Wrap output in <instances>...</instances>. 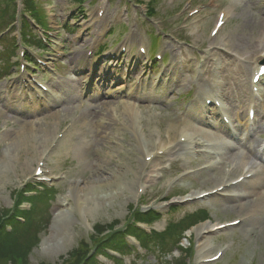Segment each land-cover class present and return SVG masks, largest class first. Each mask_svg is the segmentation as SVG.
Segmentation results:
<instances>
[{
    "label": "rangeland",
    "instance_id": "1",
    "mask_svg": "<svg viewBox=\"0 0 264 264\" xmlns=\"http://www.w3.org/2000/svg\"><path fill=\"white\" fill-rule=\"evenodd\" d=\"M31 14L48 34L35 27L26 34ZM261 18L264 0H0V224L7 225L0 246H7L11 264H121L116 258L122 264H264V204L253 195L264 192V75L251 83L255 59L264 53ZM101 46L106 53L95 56ZM211 90L225 98H205ZM212 101L224 108L220 116ZM223 114L238 140L248 133L246 140L235 142L216 128ZM40 131L48 132L45 143L35 138ZM249 146L259 156L243 160ZM250 166L251 177L228 189ZM104 178L124 189L89 211L94 203L80 189ZM31 187L39 193L29 211L22 193ZM198 191L205 194L187 199ZM241 203L248 204L239 210ZM62 207L71 212L66 227L54 222ZM139 207L161 215L146 231H161L197 209L208 220L171 243L168 236L163 244L143 239L147 250L136 246L137 253L122 258L105 253L109 236L131 224ZM206 227L213 230L200 238Z\"/></svg>",
    "mask_w": 264,
    "mask_h": 264
},
{
    "label": "bare ground",
    "instance_id": "2",
    "mask_svg": "<svg viewBox=\"0 0 264 264\" xmlns=\"http://www.w3.org/2000/svg\"><path fill=\"white\" fill-rule=\"evenodd\" d=\"M230 12V10L228 9V10H226V11H224V13L222 14V16H223V19L224 18H226L227 17V14ZM261 22L263 23V27H264V18H261ZM258 30H256L255 31V33L254 34H256V40H257V38H259L258 37ZM259 41L258 42H256V43H260V45L261 44H263V42H260V39H258ZM258 51V49H253V53L254 52H257ZM263 51V50H262ZM259 52V51H258ZM261 52V51H260ZM255 62H256V64H257V67H256V69H255V71H254V73L252 74V76H254L255 75V73L258 71V68L259 67H261V65L262 66H264V53H262V54H259V56L258 57H256V59H255ZM203 95H205V94H203ZM205 96H207V95H205ZM221 97H223V98H225V92H222V96ZM203 125H206L205 124V122L203 123ZM186 126H187V128H189L193 133H200L201 131L199 130V128H196V127H193V126H191L190 124H186ZM33 130V129H32ZM22 131H24V128H23V130ZM27 132H31V129L30 130H26ZM18 134H22V132H19V133H17L16 134V136L18 135ZM47 135H48V132L47 131H40L39 133H38V135H36V137L35 138H37V141H39L40 143H43L45 140H46V137H47ZM201 135L204 137V138H207V139H210V138H214V135L213 134H211V133H206V132H204V133H201ZM15 136V137H16ZM18 138H20V137H16V139H18ZM190 137H185V143L187 144V145H190L191 144V142H189L190 141ZM25 140H31V137L30 136H28V137H25ZM48 140V139H47ZM46 140V141H47ZM189 140V141H188ZM45 141V142H46ZM193 141H194V139H193ZM44 142V143H45ZM18 141L16 140L15 142H14V145H18ZM194 143V145H201L200 143H198V142H192V144ZM33 145H31V147H32ZM163 147H160V148H158L159 150H161ZM173 147H171L169 150H171ZM164 150H165V148H164ZM248 153H247V155L245 154H242L241 155V157H242V159L244 160V159H248V158H250V156L251 157H256V156H259V153H258V151L256 150V148L255 147H253V146H250L247 150H246ZM206 152V151H205ZM208 155L209 154H211L210 152H206ZM147 156L148 155H145V158L147 159ZM144 166H145V164H144ZM212 167V166H211ZM145 168V167H144ZM252 168V166L249 168V169H247L246 171H244L243 172V177H242V179L240 180V182H235V183H228V189H234V188H236L237 186H239V185H241V184H244L245 183V181H246V179L249 177V172H250V169ZM36 170H38L39 171V174H38V177H41V176H43L44 175V173H43V169H42V164L40 163V164H37L36 165V168L34 169V171H36ZM6 174L5 173H3V174H1V177H3V178H6ZM116 179H118L117 177L115 178V180ZM114 179H109V180H107L106 178H104L103 180H101L100 181V183L99 184H96V185H91V186H87V187H82L80 190L81 191H83V193L85 194V202L87 203V202H89V201H92L93 203H94V205L93 206H89V205H87V206H89V207H87L86 206V208L89 210V211H93V210H95L97 207H99L100 206V204L102 203L101 201H102V199H103V197L104 198H110V199H112V196L114 195V194H112V192H121L124 188H122V183H117V181H115ZM111 184H112V186H111ZM221 184H224V181H222V183ZM220 184V185H221ZM259 184H261V187L264 185V176L262 177V181L259 183ZM259 184H255V185H252V187H253V189H255L256 190V188L258 189L260 186H259ZM121 185V186H120ZM220 185H217L216 187H218V186H220ZM225 185H223V187H224ZM223 187H221V188H223ZM126 188V187H125ZM263 191V190H262ZM258 192V191H256V192H254L253 193V195H254V202L255 203H258V205L260 204V205H263L264 204V192ZM207 193V192H206ZM205 194V191H198V192H193V193H191L190 195H189V198H192V199H199V197H202L203 195ZM243 195H246V194H237V195H235L234 196V198H236V199H241V198H244L245 196H243ZM105 200H107V199H105ZM248 204V203H247ZM247 204L246 203H241L240 204V206L238 207V209L240 210L241 208H246L245 206H247ZM56 221H54L55 223L57 222V224H59V226L61 225L62 227H66L67 225H69V223L71 222V220H72V218H71V212H70V208H68V207H62V208H60L58 211H57V213H56ZM53 222V223H54ZM56 226V225H55ZM211 230H213V229H209V227H206V228H202L201 229V231L199 232V235H200V238H203V237H205L208 233H209V231H211Z\"/></svg>",
    "mask_w": 264,
    "mask_h": 264
},
{
    "label": "trees",
    "instance_id": "3",
    "mask_svg": "<svg viewBox=\"0 0 264 264\" xmlns=\"http://www.w3.org/2000/svg\"><path fill=\"white\" fill-rule=\"evenodd\" d=\"M27 3H30V2L28 1ZM27 192H30V191H25L22 193V195H25V193H27ZM23 198L27 202L30 201V198H28V197L23 196ZM29 211H30V209H29ZM158 217H159V214H157V212L154 210H148L146 212H142L138 209H134L132 211V214H131V221H132L131 224H127L126 227H123V228L117 230V232H114L113 234H111V236H109L110 241L112 243L107 244V246H105L103 248L104 250H106L105 253H107L108 251H112V252L118 253L120 256L130 253L134 249V247L127 245L126 242L124 241V237L126 235H132V236L136 237V239L139 242L142 239L143 234H144L145 239L148 238L150 236V234H146L141 229L136 227L135 223L136 222L149 223V222L156 220ZM22 218L25 219V217H22ZM200 219H202V218H200ZM196 220H198V219H196ZM196 220H194V222ZM2 229L6 232L7 231V225H4L3 223H1L0 224V231ZM152 233H154L153 237H156V238H163V236H164V233L157 234L153 231H152ZM118 234H120V235H118ZM175 243L177 244V242H175ZM12 257L13 256L11 255V253L7 252V246H0V260H1L0 262H6L8 260V262H10V264H11ZM116 261L122 264L121 259L116 258Z\"/></svg>",
    "mask_w": 264,
    "mask_h": 264
}]
</instances>
